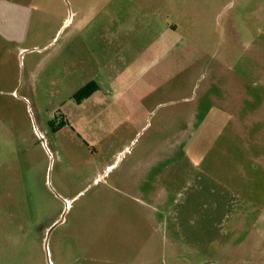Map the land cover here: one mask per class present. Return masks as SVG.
Returning <instances> with one entry per match:
<instances>
[{"label": "rangeland", "instance_id": "374dc122", "mask_svg": "<svg viewBox=\"0 0 264 264\" xmlns=\"http://www.w3.org/2000/svg\"><path fill=\"white\" fill-rule=\"evenodd\" d=\"M12 1L28 19L0 38V264H46L64 201L52 264H264V0ZM68 36L96 38L145 105L94 118L123 89L87 47L89 81L66 75Z\"/></svg>", "mask_w": 264, "mask_h": 264}, {"label": "crops", "instance_id": "0c3cea01", "mask_svg": "<svg viewBox=\"0 0 264 264\" xmlns=\"http://www.w3.org/2000/svg\"><path fill=\"white\" fill-rule=\"evenodd\" d=\"M28 19V10L25 9V7H21L19 4L14 3L12 0H0V38L6 41H13L18 40L22 35L26 20ZM96 38H90L87 43L81 42V41H75V38H72L71 36L67 37L63 41V55L61 56L60 63L63 64V72L73 78L75 81H79V83L83 84L87 81H89L88 77L92 75L91 71H88L85 73L84 66L86 63L91 59L92 61L97 59L99 62H103V67L96 71V74L102 75V86L108 85L107 87L112 88H118L123 89V92L120 96H118L117 99H101L96 98V105L99 107V111L96 112V116L94 118H99V116L104 115V118L109 119L111 112H109V109L114 106H122V105H135V107L141 108L142 100L137 101L136 103L130 101V98L133 93L132 90L135 88H138L142 91H147L148 86L147 84H143L142 82L137 85H133L130 77L129 71L125 68H120V70L113 68H109L110 65V59L108 57L100 58L99 54L94 52V42ZM96 44L97 41L95 42ZM121 43V42H120ZM129 40L125 41V44H128ZM47 46L44 47V49L49 48L52 45V42H49L46 44ZM123 45V44H122ZM87 47V50L89 53H87L89 58H85L82 50ZM124 50V47H121ZM33 50V49H32ZM31 51V50H30ZM84 51V50H83ZM139 51V52H138ZM137 55L140 57L143 55L144 50H138ZM95 53V54H94ZM116 71H119L116 73ZM147 73V70H140L138 72V75L140 77L144 76ZM118 76V83L117 78ZM120 78V79H119ZM116 82L115 85H113ZM137 82V81H136ZM100 83V84H101ZM155 88H151V91H153ZM100 90V89H98ZM97 90V91H98ZM145 96V95H144ZM142 98V95H140ZM145 105V104H144ZM94 116V115H93ZM93 118V117H92ZM93 118V119H94ZM176 144L175 147L178 149L179 141L178 138L175 140ZM161 153V152H160ZM255 155V156H254ZM157 154L152 158L149 162H146L145 169L149 172L151 171L152 167H154V164L157 163ZM162 154L159 155V159L161 160ZM254 161L257 162V166L260 165L262 169H264V155L262 154H254ZM261 157V158H260ZM262 217H264V212H262ZM236 230H238V226L235 227V230L232 231V235H238ZM229 235V234H228ZM227 250L230 252L232 251V248L228 245L226 246Z\"/></svg>", "mask_w": 264, "mask_h": 264}, {"label": "water", "instance_id": "95a60500", "mask_svg": "<svg viewBox=\"0 0 264 264\" xmlns=\"http://www.w3.org/2000/svg\"><path fill=\"white\" fill-rule=\"evenodd\" d=\"M40 138H41V136L40 135H38ZM42 143L43 144H45V142L42 140ZM50 166H51V164H50ZM48 182V187L50 188V190H52V187H51V185H50V168H49V172H48V180H47ZM53 191V190H52ZM65 202V209H64V211H63V213L61 214V216H60V218L57 220V221H55L49 228H48V230H47V232H46V236H45V239H44V242H43V249H44V254H45V261H46V264H52V262H51V259H50V255H49V249H48V242H49V237H50V234H51V232L59 225V224H61L62 222H63V220H64V216H65V213L67 212V207H68V205H67V202L66 201H64Z\"/></svg>", "mask_w": 264, "mask_h": 264}, {"label": "trees", "instance_id": "16d2710c", "mask_svg": "<svg viewBox=\"0 0 264 264\" xmlns=\"http://www.w3.org/2000/svg\"><path fill=\"white\" fill-rule=\"evenodd\" d=\"M87 87L89 88L88 93H90V91H92V90L94 91V90L96 89V87L94 86L93 83L90 84V85H88ZM88 93H87V94H88ZM87 94L84 93V90H82V91L78 94V96H79V97H85ZM65 125H66V123L64 122L63 117L60 116V119H59V122H58L57 128L63 127V126H65ZM52 129H53V130H56L55 128H52Z\"/></svg>", "mask_w": 264, "mask_h": 264}]
</instances>
